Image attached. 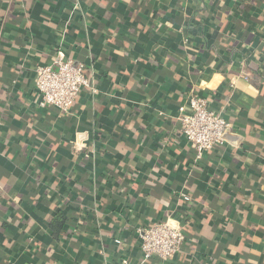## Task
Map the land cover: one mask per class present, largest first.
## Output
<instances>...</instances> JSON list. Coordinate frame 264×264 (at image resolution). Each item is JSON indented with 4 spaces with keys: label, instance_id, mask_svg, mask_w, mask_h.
<instances>
[{
    "label": "crops",
    "instance_id": "1",
    "mask_svg": "<svg viewBox=\"0 0 264 264\" xmlns=\"http://www.w3.org/2000/svg\"><path fill=\"white\" fill-rule=\"evenodd\" d=\"M58 53L92 86L68 113L35 87ZM194 94L231 125L200 162ZM0 264H264V0H0Z\"/></svg>",
    "mask_w": 264,
    "mask_h": 264
},
{
    "label": "built area",
    "instance_id": "2",
    "mask_svg": "<svg viewBox=\"0 0 264 264\" xmlns=\"http://www.w3.org/2000/svg\"><path fill=\"white\" fill-rule=\"evenodd\" d=\"M85 70L84 63L66 61L61 53L51 65L38 66L35 87L40 95L39 107L52 106L62 113L70 112L76 97L83 90L92 89ZM241 78L249 81L246 75ZM189 102L191 113H181L178 120L193 147L195 160L200 162L206 152L226 144V132L231 125L209 109V101L204 95L194 94ZM140 239L145 261L168 262L181 250L185 235L179 227L164 222L141 230Z\"/></svg>",
    "mask_w": 264,
    "mask_h": 264
},
{
    "label": "trees",
    "instance_id": "3",
    "mask_svg": "<svg viewBox=\"0 0 264 264\" xmlns=\"http://www.w3.org/2000/svg\"><path fill=\"white\" fill-rule=\"evenodd\" d=\"M65 218L60 216L59 219H55L51 222L50 224V228L53 232V236L55 238H57V234H59L61 232V230L63 229V227L65 226Z\"/></svg>",
    "mask_w": 264,
    "mask_h": 264
}]
</instances>
